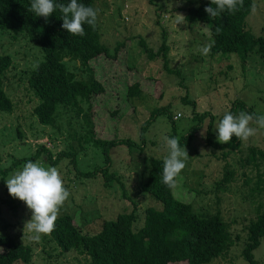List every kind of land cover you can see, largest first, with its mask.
<instances>
[{
    "label": "rangeland",
    "instance_id": "1",
    "mask_svg": "<svg viewBox=\"0 0 264 264\" xmlns=\"http://www.w3.org/2000/svg\"><path fill=\"white\" fill-rule=\"evenodd\" d=\"M254 1L256 11L247 18L248 28L255 35L264 36V0ZM199 2H94L102 42L110 49L108 56L102 55L93 62L97 78L106 89L105 93L91 100L96 137L108 141L129 138L135 143L133 149L121 145L110 152V171L119 178L111 189L104 186L100 176H80L95 168L106 167L101 150L91 144L81 148V137L88 130L83 115L61 109L55 127H52L41 124L32 114L39 100L36 98L35 104L30 94L28 75L44 61L40 45L30 40L26 33L0 30V55L10 56L13 62L3 78L4 89L15 105L12 113H0V170L10 168L7 176L0 174V216L3 218L0 219V235L9 233L18 241L33 243L32 264H85L82 257L73 252L63 253L53 242H44L42 238L34 242L29 238L31 233L24 235V224L31 219V212L25 203L9 195L6 180L22 170L26 162L19 161L34 155L40 144L46 145L56 156L64 152L78 157L77 169L70 164L72 158L69 157H64L56 166L70 192L59 216L72 215L75 225L94 234L104 221L114 220L134 208L139 216L136 226L140 228L144 225L147 208H162L142 191L146 180L143 173L148 165L150 167L148 159L151 156L164 159L168 155L164 147L165 136L179 140L196 125L194 107L188 102L196 103L199 114L211 112L214 116L211 140L215 145L218 143L215 128L224 115L230 113L232 104L245 103L257 115H264V62L258 55L253 53L245 67L236 54L212 56L209 53L203 56L198 49L210 44L209 27L190 25L185 18L178 23L177 15L185 17L187 10ZM142 41L155 54L166 41L170 48L169 70L164 68L162 60L148 56ZM65 64L68 68L69 65L71 68L76 66L74 62ZM135 83L139 85L140 94L129 97V87ZM82 107L87 111V104ZM162 108H168L175 117L177 113L182 114L181 118H176V136L168 114H162L156 117L141 139L142 125L154 110ZM209 123V119L203 121L195 140L186 147L189 158L177 178L173 193L176 199L192 204L198 212L214 214L220 211L231 225L234 236H240L241 241L227 257L211 264H248L242 256L245 227L251 218L264 212V191L253 190L259 183L257 171L252 167L241 168L240 160L248 156L250 147L264 151V128H259L253 121L250 126L257 128L256 135L230 151L210 145L207 140ZM138 145H143L144 150ZM36 162L46 169L53 167L41 160ZM226 164L234 170V181L221 187L219 182L224 178ZM261 164L260 170L264 173V162ZM4 223L8 224L6 234L2 233ZM254 256L257 264H264V238Z\"/></svg>",
    "mask_w": 264,
    "mask_h": 264
},
{
    "label": "trees",
    "instance_id": "2",
    "mask_svg": "<svg viewBox=\"0 0 264 264\" xmlns=\"http://www.w3.org/2000/svg\"><path fill=\"white\" fill-rule=\"evenodd\" d=\"M55 2L67 4L70 0H55ZM94 2L95 0H78V3L95 9ZM30 4L31 0H0V30L26 33L30 40L40 45L44 53V61L28 75L30 94L35 104L36 98L39 100V104L33 107L32 114L41 124L52 127H55L61 109L70 110L77 116L83 115L88 130L81 137V148L85 149L86 144H91L101 150L106 167L95 168L87 173H81L80 176L87 178L100 176L104 180V186L111 189L113 183L119 178L110 171L112 162L110 152L121 145H127L133 149L135 143L129 138L101 140L96 137L92 122L91 100L102 95L106 90L104 84L97 78L93 62L102 55L108 56L110 49L102 42L98 24L94 29L85 24V35L70 36L62 28L63 21L60 19L62 14L58 9L46 21L45 18L36 17L34 13L28 11ZM253 4H255L254 0H244L243 7H239L235 13L225 11L210 19L204 10L205 7L212 6L210 0H200L198 5L187 10L185 21L190 25L209 27L212 56L236 54L245 67L253 53L264 62V36L255 35L248 28L247 23ZM217 28L220 32H217ZM142 45L151 59L162 60L164 68L169 70L170 48L166 41L156 54L143 41ZM65 62L69 64L74 62L76 66L71 68L69 65L68 68ZM12 65L10 56L0 55V113L9 114L14 110V102L7 95L3 83V78ZM139 94L140 89L137 83L129 87V97H137ZM188 103L194 107L193 119L196 125L187 135L179 139L182 148H186L195 140L205 119L210 120L207 128V140L210 145H214L213 147L219 150L229 149L230 151L241 146V142L235 136L229 144H213L211 136L214 116L211 112L199 114L196 103L193 101ZM84 104L88 105L87 111L83 110ZM240 111L257 115L253 108L245 103L232 104L231 114L238 115ZM162 114H168L174 137L176 136L175 116L168 108H162L154 110L152 116L142 125L141 139L144 138L156 117ZM18 134L20 137L21 132L18 131ZM137 147L144 150L143 145ZM55 156L46 145L40 144L34 155L18 161L27 163L41 160L45 164L56 167L64 157H69L72 158L70 164L77 169L78 157L75 154L65 155L63 152ZM148 161L150 167L148 165L144 170L143 175L146 180L141 188L162 208H147L142 227L136 226L139 222L136 208L131 212L119 214L114 220L104 221L101 229L94 234L75 225L72 215L63 214L58 216L54 230L42 237L44 242H53L63 253H76L82 257L85 264H211L215 260L227 257L241 238L239 235L234 236L231 225L224 220L222 213L220 211L214 214L198 212L192 204L176 199L174 189H169L162 182L164 159L151 156ZM261 162H264V151L255 146L250 147L248 156L240 160L241 168L252 167L257 171L259 183L253 189L257 192L264 191ZM224 169V178L219 182L221 187H226L234 181V170L230 165L226 164ZM9 171L10 168L0 170V174L7 176ZM6 203L10 204L7 201ZM0 219L3 218L0 216ZM7 229L8 224L4 223L2 233H5ZM245 231L242 256L248 264H257L254 252L261 246L264 238V212L251 218ZM10 235L9 233L0 235V264H32L33 243L18 241Z\"/></svg>",
    "mask_w": 264,
    "mask_h": 264
},
{
    "label": "clouds",
    "instance_id": "3",
    "mask_svg": "<svg viewBox=\"0 0 264 264\" xmlns=\"http://www.w3.org/2000/svg\"><path fill=\"white\" fill-rule=\"evenodd\" d=\"M212 6L205 7V12L210 19L228 11L235 13L239 7H243L244 0H210ZM215 6V7H214ZM62 14V28L70 36L85 35L84 25L87 24L93 29L97 24L98 10L78 0H70L67 4L57 3L55 0H31L28 11L36 17L47 19L56 10ZM251 11L255 13V4ZM178 16V23L185 18ZM217 32L220 29L217 28ZM211 44L199 47V52L207 56L211 51ZM255 121L259 128H264V115H253L240 111L238 115L226 113L223 119L216 126L217 142L229 144L235 136L240 142L248 141L257 133V128L250 124ZM164 147L168 155L164 158L162 166V182L169 189H175L177 177L186 167L185 161L189 158L186 148H182L178 138L164 137ZM9 195L26 204L31 212V219L24 224L23 232L31 233L29 237L34 242H39L42 236L50 234L58 219L60 209L70 196L69 190L65 187L63 179L56 167L44 168L39 162L28 161L22 170L16 171L6 180Z\"/></svg>",
    "mask_w": 264,
    "mask_h": 264
},
{
    "label": "built area",
    "instance_id": "4",
    "mask_svg": "<svg viewBox=\"0 0 264 264\" xmlns=\"http://www.w3.org/2000/svg\"><path fill=\"white\" fill-rule=\"evenodd\" d=\"M182 117V114H180V113H178L177 115H176V117H175V119L177 118H181Z\"/></svg>",
    "mask_w": 264,
    "mask_h": 264
}]
</instances>
